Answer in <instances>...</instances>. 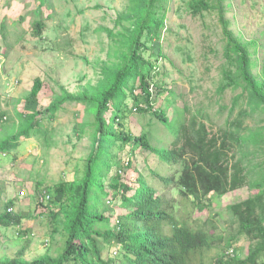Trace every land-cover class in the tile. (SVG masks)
I'll return each instance as SVG.
<instances>
[{
    "label": "trees",
    "instance_id": "obj_1",
    "mask_svg": "<svg viewBox=\"0 0 264 264\" xmlns=\"http://www.w3.org/2000/svg\"><path fill=\"white\" fill-rule=\"evenodd\" d=\"M132 2L122 61L105 71L97 90L80 95L64 92L43 111L39 109L38 80L24 111L17 113L18 123L0 109V158H16L22 139L42 130L44 121L54 118L65 105L84 104L95 109L93 148L84 176L55 189L61 214L73 217L63 253L28 261L24 248L15 258L0 257V264H264V74L258 71L257 41L243 42L235 35L226 17L231 3H188L195 16L216 13L225 40V64L216 89L218 115L212 114L211 106L193 109L177 99L159 71V61L167 58L160 35L173 0ZM41 6L53 10L51 0H41ZM45 28L42 15L34 31L41 38ZM1 33L7 40V25H2ZM228 92L233 94L230 106L221 103ZM160 98L163 103L157 106ZM134 109L153 115L171 138L160 147L156 130L141 135L127 131L124 113ZM217 118L224 122L219 124ZM115 145L120 152L128 145L154 154L163 169L150 167L148 157L144 172L132 163L126 167L114 153ZM129 170L136 171L134 186L125 178ZM246 188L257 192L229 206L238 232L228 247L245 236L251 243L248 254L240 258L234 247L233 257L223 254L207 262L206 254L215 244L214 223L207 217L200 224L195 213L204 211L213 198ZM1 203L0 191V209ZM14 204L10 202L0 212V225L22 224V216L9 212ZM37 205L44 204L38 201ZM117 206L123 212L114 222ZM190 206L195 211H190ZM115 248L116 256L112 253Z\"/></svg>",
    "mask_w": 264,
    "mask_h": 264
},
{
    "label": "rangeland",
    "instance_id": "obj_2",
    "mask_svg": "<svg viewBox=\"0 0 264 264\" xmlns=\"http://www.w3.org/2000/svg\"><path fill=\"white\" fill-rule=\"evenodd\" d=\"M190 1L173 0L170 5L160 35L167 58L159 61V71L162 82L175 91L178 100L193 109L211 106L212 114L218 115L216 89L225 64V40L217 14L195 16L189 9ZM51 2L53 10L48 11V6H41V0H0V109L8 112L17 123V113L24 111L26 99L38 80L41 81L39 109L44 111L63 97L64 92L80 95L97 90L105 71L121 62L125 51L124 36L132 0ZM224 2L232 5L226 17L230 19L235 35L243 42L257 41L258 71L264 74V0ZM42 15L46 18V28L40 38L34 27ZM2 25L8 27L7 40L1 33ZM232 96L228 92L221 103L230 106ZM128 103L132 107L133 101ZM162 103L163 98H160L157 106ZM124 115L127 117L126 130L133 135L156 130L160 147L165 139L171 138L150 113L143 114L134 109ZM216 121L221 124L224 118ZM94 123V107L67 104L54 118L44 121L42 130L22 139L16 158L5 155L0 158V212L14 201L12 214L23 217L21 225H0V257L15 258L24 248V258L28 261L46 255L59 257L63 253L73 217L61 214L55 189L61 183L70 184L83 178L93 148ZM150 137L153 139L152 134ZM113 150L126 167L132 163L144 172L148 157L150 167L163 169V163H158L154 154L143 149L127 145L120 152L115 145ZM135 172L129 170L125 177L133 186ZM158 173L162 175L161 171ZM105 183L108 188V181ZM22 192H25L24 196ZM256 192L246 188L221 199L213 198L204 211L195 213L200 224L207 217L214 223L215 244L206 254L207 262L223 254L227 257L234 247L239 249L240 258L248 254L251 243L245 236H239L235 246L228 247V242L237 237L238 232L229 206ZM44 193L53 197L40 207L37 203ZM190 211H195L193 206ZM122 212L118 206L114 208V222ZM56 213L58 216L54 219ZM116 251V248L112 250L114 256Z\"/></svg>",
    "mask_w": 264,
    "mask_h": 264
},
{
    "label": "built area",
    "instance_id": "obj_3",
    "mask_svg": "<svg viewBox=\"0 0 264 264\" xmlns=\"http://www.w3.org/2000/svg\"><path fill=\"white\" fill-rule=\"evenodd\" d=\"M22 194V196H24L25 195V192H22L21 193ZM51 195L50 194H48V193H44V195H42L41 197H40V202L41 203H43V204H45L47 201H49V200H51ZM12 211V209H9V212H11ZM229 256H234V251H233V249L231 250V251H229L228 253H227Z\"/></svg>",
    "mask_w": 264,
    "mask_h": 264
}]
</instances>
